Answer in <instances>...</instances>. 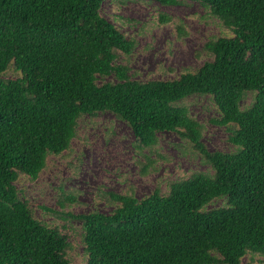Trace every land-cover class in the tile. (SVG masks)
Listing matches in <instances>:
<instances>
[{"label":"trees","instance_id":"16d2710c","mask_svg":"<svg viewBox=\"0 0 264 264\" xmlns=\"http://www.w3.org/2000/svg\"><path fill=\"white\" fill-rule=\"evenodd\" d=\"M103 1L0 0V264H71L68 228L37 220L15 183L35 181L50 157L71 151L79 121L100 113L128 126L146 165L167 132L205 171L142 199L100 190L108 214L66 212L78 203L60 187L52 213L80 223L84 264L264 260V0H188L229 36L205 41L208 60L195 71L146 82L131 79L136 41L101 16ZM176 30L185 35L181 24ZM7 72L16 77L4 79ZM191 97L215 108L208 122L223 129L231 152L207 150L204 125L185 105ZM216 201L222 206L208 209Z\"/></svg>","mask_w":264,"mask_h":264},{"label":"rangeland","instance_id":"374dc122","mask_svg":"<svg viewBox=\"0 0 264 264\" xmlns=\"http://www.w3.org/2000/svg\"><path fill=\"white\" fill-rule=\"evenodd\" d=\"M100 14L126 38L136 41L135 49L128 57V67L131 79L141 82L171 80L185 69L195 71L208 60L201 50L205 41L211 36H229L215 20L204 17L197 3L188 0L170 7L160 6L152 0H104ZM161 16L171 22H161ZM178 24L185 33L181 37L176 30ZM15 77L12 72L3 76L4 79ZM248 102L249 99H245L242 107ZM185 105L190 116L204 125L202 142L207 150L225 153L233 150L223 129L208 122L217 116V112L206 97H191ZM157 137L159 157L151 156L149 161L154 163L150 167L136 154L133 135L125 123L109 113L85 117L79 121L70 152L50 157L35 181L24 177L15 183L21 199L28 202L37 220L68 228L71 264H84L85 258L80 242V223L67 220L63 224L52 213L60 211L57 205L60 187L74 193L78 203L66 212L72 215L92 211L108 214L111 207L97 200L100 190L115 194L129 190L135 198L142 199L155 188L165 193L167 182L178 180L189 172L205 171L198 159L182 154L176 147L179 141L173 133H161ZM222 204V201H216L208 209ZM258 260L262 259L245 257L242 263L257 264Z\"/></svg>","mask_w":264,"mask_h":264}]
</instances>
